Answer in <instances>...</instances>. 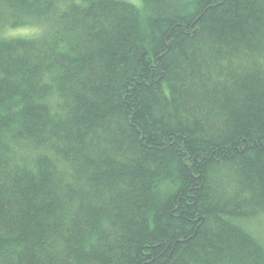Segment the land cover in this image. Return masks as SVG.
<instances>
[{"label": "trees", "instance_id": "obj_1", "mask_svg": "<svg viewBox=\"0 0 264 264\" xmlns=\"http://www.w3.org/2000/svg\"><path fill=\"white\" fill-rule=\"evenodd\" d=\"M262 214L264 0H0V264H264Z\"/></svg>", "mask_w": 264, "mask_h": 264}, {"label": "rangeland", "instance_id": "obj_2", "mask_svg": "<svg viewBox=\"0 0 264 264\" xmlns=\"http://www.w3.org/2000/svg\"><path fill=\"white\" fill-rule=\"evenodd\" d=\"M15 35H25V36H36V34L39 33V28L36 26H24L19 27L16 29H13L11 31V34ZM261 217L257 220L258 226L255 225L256 232H258V235L262 236L264 238V214L260 215Z\"/></svg>", "mask_w": 264, "mask_h": 264}]
</instances>
